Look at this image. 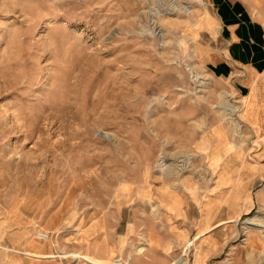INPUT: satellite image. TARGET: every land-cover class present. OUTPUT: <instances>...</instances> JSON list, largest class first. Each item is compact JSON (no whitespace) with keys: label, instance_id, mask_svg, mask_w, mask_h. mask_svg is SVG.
Listing matches in <instances>:
<instances>
[{"label":"rangeland","instance_id":"rangeland-1","mask_svg":"<svg viewBox=\"0 0 264 264\" xmlns=\"http://www.w3.org/2000/svg\"><path fill=\"white\" fill-rule=\"evenodd\" d=\"M206 6L0 0L4 264H264V89Z\"/></svg>","mask_w":264,"mask_h":264},{"label":"crops","instance_id":"crops-1","mask_svg":"<svg viewBox=\"0 0 264 264\" xmlns=\"http://www.w3.org/2000/svg\"><path fill=\"white\" fill-rule=\"evenodd\" d=\"M205 1L209 10L208 22L214 23L218 41L221 42V55L225 63L221 71L242 66L255 77L254 87L264 89V27L261 19L264 15V0ZM250 104L248 109L253 111L256 105L254 97ZM31 245L38 246L36 243ZM7 251L20 252L13 247L0 245V264L5 263L1 254L7 256ZM22 253L36 256L27 251Z\"/></svg>","mask_w":264,"mask_h":264},{"label":"bare ground","instance_id":"bare-ground-1","mask_svg":"<svg viewBox=\"0 0 264 264\" xmlns=\"http://www.w3.org/2000/svg\"><path fill=\"white\" fill-rule=\"evenodd\" d=\"M163 159H162V161L164 160V158H165V156H163L162 157ZM160 163V162H159ZM160 165V164H159ZM162 165V164H161ZM160 165V166H161ZM166 165V164H165ZM161 168H163V167H161ZM175 168V167H174ZM178 168V174L180 173V172H183L184 170H186V169H188V166H184V167H177ZM176 168V169H177ZM169 169V168H168ZM169 171V170H168ZM37 235L39 236V237H41L42 239H47L48 238V234H47V232H38L37 233ZM136 251H137V253L138 254H142L143 252H144V247H138V248H136Z\"/></svg>","mask_w":264,"mask_h":264}]
</instances>
